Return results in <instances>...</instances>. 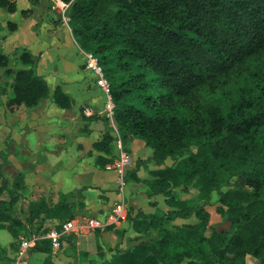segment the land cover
Masks as SVG:
<instances>
[{"label":"trees","instance_id":"obj_1","mask_svg":"<svg viewBox=\"0 0 264 264\" xmlns=\"http://www.w3.org/2000/svg\"><path fill=\"white\" fill-rule=\"evenodd\" d=\"M64 1L75 42L95 54L110 84L122 139L142 140L157 163L189 152L153 170L146 182L148 194H163L172 209L127 216L134 231L156 236L101 264H246L247 255L264 264V0ZM0 7L13 12L16 2L0 0ZM18 60L26 67L12 70L0 52V68L13 76L10 110L49 92L31 54L24 50ZM53 100L62 108L72 104L59 87ZM110 141L104 135L93 146L111 155ZM178 187L195 193L179 198L171 193ZM213 191L229 229L209 223ZM17 200L0 198V228L13 237L16 228L73 216L65 195L54 204L27 202L23 219L13 214ZM190 215L197 222L171 223ZM50 241L31 249L50 253ZM42 264L55 263L45 258Z\"/></svg>","mask_w":264,"mask_h":264},{"label":"crops","instance_id":"obj_2","mask_svg":"<svg viewBox=\"0 0 264 264\" xmlns=\"http://www.w3.org/2000/svg\"><path fill=\"white\" fill-rule=\"evenodd\" d=\"M15 2L13 12L0 7V52L8 56L9 68L16 70L26 67L18 57L28 51L36 74L46 81L49 92L34 105L22 103L10 110L7 101L12 97L13 76L0 68V198L9 199L14 194L16 204L40 199L54 204L65 195L73 216L78 217H101L118 201H123L132 216L138 211L165 215L172 209L165 202L166 196L149 195L146 183L153 178V170L163 165L152 159L151 149L142 140L122 139L113 116L108 114L106 94L84 67V51L72 36L67 8L56 0L54 6L47 0ZM22 10L30 14L23 15ZM10 23L15 24L13 29ZM57 87L72 99L70 107L54 102ZM104 135L111 137V150L119 137L133 159V169L121 192L117 190L116 173L106 168L109 161L102 164L97 160L109 158L93 146ZM73 202L81 207L74 208ZM195 222L194 215L171 221L177 225ZM128 226L125 220L103 229L69 233L50 241V253L29 249L27 264H42L45 258L55 264H101L145 240L128 239L124 246L127 235L124 232L120 238L118 229ZM0 230V264H10L14 237L7 229Z\"/></svg>","mask_w":264,"mask_h":264},{"label":"built area","instance_id":"obj_3","mask_svg":"<svg viewBox=\"0 0 264 264\" xmlns=\"http://www.w3.org/2000/svg\"><path fill=\"white\" fill-rule=\"evenodd\" d=\"M62 3L63 7L68 8L69 2L57 0ZM84 67L91 73L95 79V84L100 87L107 97L106 108L108 114L113 116L114 104L110 95V84L106 79L104 72L97 57L90 51L83 52ZM110 161L106 164V168L113 170L117 175V190L122 191L126 182V177L133 169V159L122 140L118 137L114 141L113 151L109 155ZM129 209L123 203L118 201L113 203L110 208L101 217L98 216H73L67 218L60 223L47 225L46 231L43 233H31L22 235L16 245V249L12 255L11 264H27L26 254L36 242L42 239H50L53 242L58 241L69 233H84L95 229H103L108 225H116L119 222L127 220Z\"/></svg>","mask_w":264,"mask_h":264},{"label":"rangeland","instance_id":"obj_4","mask_svg":"<svg viewBox=\"0 0 264 264\" xmlns=\"http://www.w3.org/2000/svg\"><path fill=\"white\" fill-rule=\"evenodd\" d=\"M47 2L48 3L50 2L49 3L50 6H52V5L54 6V4H55V0H47ZM56 2L59 3V6L61 5L59 1L56 0ZM56 9H58V8H56ZM188 153L189 152L186 151V152H183V153L177 155L176 157H168L163 162H161V164L163 166L173 165L176 162V160H178L181 157L186 156ZM171 193L174 194L175 196L179 197V198H185V197H189V196L193 195L195 193V190L192 189L191 187H189L187 189H182L181 187H178V188H172L171 189ZM217 196H218V191H213L212 194H211L210 200L206 202V209L210 213L209 223L211 224V226L213 228H215L217 230H219V229H229L230 223L227 220V218L225 216H223V215H220L218 212H216L215 206L217 205L216 204ZM26 204H27V202L24 201V200H22L18 204H16V206H15V208L13 210L14 216L19 217V218H23L24 217L23 210L26 207ZM73 206H74V208L81 207L80 203L78 204V202L76 204L73 202ZM57 222H59V221L55 220V219H48V220H44L43 223L42 222L40 223L39 221H36L33 224L26 225L24 228H16L15 229L16 230L15 231L16 232V236H14V239L11 241V246H10V250H11V252L9 253L10 254V257H9L10 264L12 262L13 251H14L16 245H17V242H18L19 238L22 235H24V236L26 235L27 236V235H29L31 233H39L47 225H54ZM1 231L2 230H0V232ZM120 231H121V229H118V235H119ZM133 232L134 231H132V228H131L130 222H129L128 228L125 229V233L127 235V239L125 240L126 244L124 246H127L129 244V243H127L128 239H130V241H132L133 238L135 239V238L139 237V238L147 240L148 237L156 236V234H157V232L155 230H151V231L147 232L146 234L140 233V235L139 234H135ZM6 234L9 237L7 232H6ZM7 264H9V263H7ZM246 264H258V260L255 257L251 256V255H247L246 256Z\"/></svg>","mask_w":264,"mask_h":264}]
</instances>
